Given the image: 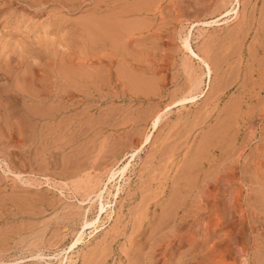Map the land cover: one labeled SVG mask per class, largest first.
Listing matches in <instances>:
<instances>
[{"label": "rangeland", "instance_id": "obj_1", "mask_svg": "<svg viewBox=\"0 0 264 264\" xmlns=\"http://www.w3.org/2000/svg\"><path fill=\"white\" fill-rule=\"evenodd\" d=\"M263 41L264 0H0V264H264Z\"/></svg>", "mask_w": 264, "mask_h": 264}, {"label": "bare ground", "instance_id": "obj_2", "mask_svg": "<svg viewBox=\"0 0 264 264\" xmlns=\"http://www.w3.org/2000/svg\"><path fill=\"white\" fill-rule=\"evenodd\" d=\"M142 4V3H141ZM146 6V5H145ZM261 7V6H260ZM244 8V7H243ZM129 9V8H128ZM225 16V15H224ZM227 16V15H226ZM250 16V15H249ZM224 18V17H223ZM245 20V19H244ZM217 21V20H216ZM246 21V20H245ZM215 22V21H214ZM218 22V21H217ZM242 22V21H241ZM250 22V21H249ZM263 23V22H262ZM262 23H260V25L262 24ZM240 24V23H239ZM241 25V24H240ZM246 25V24H245ZM251 25V24H250ZM249 25V26H250ZM125 26V25H124ZM132 26V25H131ZM247 27H248V25H247ZM240 28V27H239ZM254 28V27H253ZM257 28H258V26H257ZM247 29V28H246ZM109 31V30H108ZM242 32V31H241ZM238 33V32H237ZM255 33V32H254ZM244 34V33H243ZM257 34V33H256ZM248 35V34H247ZM227 36V35H226ZM251 36V35H250ZM257 36V35H256ZM232 38V37H231ZM223 39V38H222ZM260 39V38H259ZM264 42V41H263ZM184 45H185V47H186V49L188 50V51H190V53H192V54H194L193 53V51L190 49V47H189V44H188V42H187V40L186 41H184ZM249 45H251V43L249 44ZM258 45V44H257ZM222 48V47H221ZM232 48H233V46H232ZM264 49V48H263ZM223 51V50H222ZM234 52V51H233ZM254 52V51H253ZM254 53H256V52H254ZM228 54H229V52H228ZM252 54H250V56H251ZM194 56H195V54H194ZM229 56H232L231 54H229ZM196 57H197V55H196ZM233 57V56H232ZM236 57V56H235ZM199 60H201L202 61V59L201 58H199V57H197ZM225 59V58H224ZM243 60V59H242ZM205 62V61H204ZM221 62H222V60H221ZM223 63V62H222ZM262 63V62H261ZM205 67H206V69H207V75H208V77H210V73H211V71H210V67H209V65L208 64H206L205 63ZM239 67V66H238ZM238 67H237V69L236 70H238ZM252 68V67H251ZM256 68V67H255ZM261 68V67H260ZM251 70V69H250ZM229 72V71H228ZM261 72V71H260ZM264 72V71H263ZM252 73V72H251ZM257 73V72H256ZM226 74V73H225ZM232 74H234L233 72H232ZM231 74V77L232 76H234V75H232ZM237 74V73H236ZM242 74V73H241ZM255 74V73H254ZM229 75V74H228ZM230 76V75H229ZM238 76V75H237ZM243 76V75H242ZM248 76V75H247ZM246 76V77H247ZM254 76V75H253ZM250 77V76H249ZM252 77V76H251ZM257 77V76H256ZM263 77V76H262ZM233 78V77H232ZM261 78V77H260ZM259 78V79H260ZM247 79H248V77H247ZM253 79V78H252ZM263 79V78H262ZM264 80V79H263ZM256 82V81H255ZM244 84V83H243ZM229 85V84H228ZM254 86V85H253ZM235 88V87H234ZM262 88V87H261ZM260 90V89H259ZM262 91H263V89H261ZM246 91V90H245ZM255 91V90H254ZM255 95V94H254ZM230 96V95H229ZM260 96V95H259ZM258 97V96H257ZM261 97V96H260ZM234 98V97H233ZM249 98V97H248ZM182 101H185V99H183ZM232 101V100H231ZM237 101V100H236ZM261 101V100H260ZM233 102V101H232ZM255 102H257V101H255ZM228 103V102H227ZM246 103V102H245ZM247 104V103H246ZM258 105H260V103H258ZM263 105V104H262ZM227 106V105H226ZM261 106V105H260ZM221 107H223V106H221ZM61 108V107H60ZM235 108V107H234ZM264 108V107H263ZM248 109V108H247ZM236 111V110H235ZM246 111L247 110H245V114H246ZM254 111V110H253ZM252 111V112H253ZM244 112V111H243ZM250 112H251V110H250ZM263 112V111H262ZM259 114V113H258ZM257 114V115H258ZM228 115H229V113H228ZM244 115V114H243ZM250 116V115H249ZM237 117V116H236ZM249 120V119H248ZM159 121H160V116H157V118L154 120V122H153V128H156L157 126H158V124H159ZM60 122V121H59ZM232 123V122H231ZM228 126V125H227ZM236 129V128H235ZM244 129V128H243ZM254 129H255V127H254ZM252 130V129H251ZM264 130V129H263ZM258 138V137H257ZM149 141V137H147L146 138V141H145V143L146 142H148ZM257 144V143H256ZM256 153V152H255ZM137 154V153H136ZM262 154V153H261ZM135 155V153L134 154H132L131 155V157H133ZM256 158V157H255ZM151 161V160H150ZM127 166V165H126ZM125 168L126 167H124L123 169H122V172L125 170ZM121 174H123V173H121ZM110 175V174H109ZM115 177V171H113L112 173H111V175H110V177H109V179H108V182H110L111 180H113V178ZM259 182V181H258ZM109 184V183H108ZM258 184V183H257ZM256 185V184H255ZM104 186V185H103ZM262 186V185H261ZM256 187H258V186H256ZM259 188V187H258ZM106 190V189H105ZM98 198H100L101 197V193H99V195L97 196ZM256 202V201H255ZM260 202H261V200H260ZM101 208H100V210H103V207L102 206H100Z\"/></svg>", "mask_w": 264, "mask_h": 264}]
</instances>
